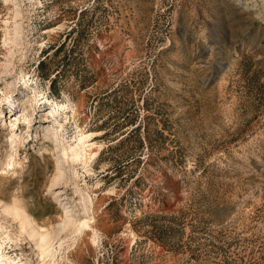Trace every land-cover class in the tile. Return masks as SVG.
Returning a JSON list of instances; mask_svg holds the SVG:
<instances>
[{"label":"rangeland","instance_id":"374dc122","mask_svg":"<svg viewBox=\"0 0 264 264\" xmlns=\"http://www.w3.org/2000/svg\"><path fill=\"white\" fill-rule=\"evenodd\" d=\"M0 264H264V2L0 0Z\"/></svg>","mask_w":264,"mask_h":264},{"label":"bare ground","instance_id":"6f19581e","mask_svg":"<svg viewBox=\"0 0 264 264\" xmlns=\"http://www.w3.org/2000/svg\"><path fill=\"white\" fill-rule=\"evenodd\" d=\"M238 3H242V0H236ZM264 2V0H262ZM242 5V4H241ZM243 6V5H242ZM247 6V4H246ZM19 16L20 18H23L25 17V14L22 10H19ZM10 105H11V108L12 107H15V101L14 100H10ZM13 110V109H12ZM11 110V111H12ZM16 119H18V116L16 115L15 116ZM44 138H47V139H50L51 141L55 142L56 143V148H54V155L56 156V160L58 162V170H59V173H58V177H57V182L58 183H61V181L65 178H67L69 175L67 174L66 172V168H69L68 167V164L66 163L65 161V156L68 155V152L66 150V148L62 147L61 145H59V138L58 136H56V134L54 133V131L52 130H49L47 132V134H44ZM48 141V140H47ZM84 150V153L86 155L89 154V152H87L86 149H83ZM73 155L74 157H77L79 156L77 153L73 152ZM11 162V161H10ZM13 163V162H12ZM15 164V163H14ZM58 201L64 205L63 201L61 199H58ZM66 209V208H65ZM5 213L7 214H10V210L5 208L4 209ZM22 212V211H21ZM66 215L64 220L66 223L60 225L57 229H55L54 231H52V233L48 234L46 237H45V241L47 242V244H50L52 245V242L54 241H59L60 240V235H62L63 233L65 234L66 232L68 231H72L73 229H75V227H80L79 230L82 231L83 228L85 227L84 224L80 223V225H75V222L74 220L68 215V211L66 210ZM19 215H21V213L19 212ZM22 226L24 228H26L29 224H30V219L28 217H22ZM28 228V227H27ZM35 229V227H33ZM24 231H27V230H24ZM29 235V238L31 237L30 235L33 234V231H27ZM90 234V233H89ZM89 234H87L86 236H88ZM34 235V234H33ZM85 239V238H84ZM50 245H48L50 247ZM47 246V245H46Z\"/></svg>","mask_w":264,"mask_h":264},{"label":"trees","instance_id":"16d2710c","mask_svg":"<svg viewBox=\"0 0 264 264\" xmlns=\"http://www.w3.org/2000/svg\"><path fill=\"white\" fill-rule=\"evenodd\" d=\"M53 83H55V81Z\"/></svg>","mask_w":264,"mask_h":264}]
</instances>
